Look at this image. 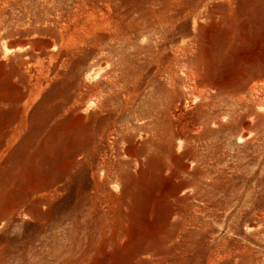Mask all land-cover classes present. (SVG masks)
I'll use <instances>...</instances> for the list:
<instances>
[{"label":"rangeland","instance_id":"374dc122","mask_svg":"<svg viewBox=\"0 0 264 264\" xmlns=\"http://www.w3.org/2000/svg\"><path fill=\"white\" fill-rule=\"evenodd\" d=\"M0 264H264V0H0Z\"/></svg>","mask_w":264,"mask_h":264}]
</instances>
